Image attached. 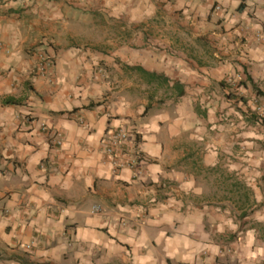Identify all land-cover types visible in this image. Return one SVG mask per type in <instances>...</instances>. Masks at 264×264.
Returning <instances> with one entry per match:
<instances>
[{
    "label": "crops",
    "instance_id": "0c3cea01",
    "mask_svg": "<svg viewBox=\"0 0 264 264\" xmlns=\"http://www.w3.org/2000/svg\"><path fill=\"white\" fill-rule=\"evenodd\" d=\"M74 1H0V264H264V0H77L141 22L108 54Z\"/></svg>",
    "mask_w": 264,
    "mask_h": 264
},
{
    "label": "rangeland",
    "instance_id": "374dc122",
    "mask_svg": "<svg viewBox=\"0 0 264 264\" xmlns=\"http://www.w3.org/2000/svg\"><path fill=\"white\" fill-rule=\"evenodd\" d=\"M0 1L3 2L5 0H0ZM74 2H75V5L73 6H76V8L75 7L70 8V12H69L67 19H69V24L71 27L70 32H71V35L73 34L75 36V38L73 37L75 41L77 40L78 42H82V41L90 42L92 43V45H95V47H92V48L97 49L101 47V50L108 54L110 46H108L106 41L109 40V37L111 36V34L117 33L120 37L126 36L127 33L133 34L134 39L136 38L135 34L139 35L138 33L139 29L136 25L140 24L141 22L136 21V20L134 22L129 21V19L128 20L126 19L125 15H123L120 18L111 17L108 12L111 6L110 3L104 4L102 3V1L94 3V1H92L91 5L90 4L85 5L86 12L89 13L88 15H85L84 13H82L83 11H85L83 9L84 5L81 4V2L77 0H75ZM125 2L126 0L121 1L122 4H125ZM71 3H73V0H71ZM142 4H143V0H134L135 8H140ZM96 7H99L102 10L99 11L96 9ZM87 8L92 9V10H87ZM156 23H158V21L155 18L153 19L151 18L147 20V22H145L144 24L153 25ZM129 24L131 26H129ZM133 25H135V27H133ZM115 27L117 29L116 32L113 31ZM148 30L147 32L150 33L151 29L149 31ZM235 97H236L235 100H237V95ZM238 97L241 100V97L239 95ZM250 99H251L250 100L251 104L253 103L254 105V100L252 99V97H250ZM245 163L246 161L241 160V167L242 165L244 166ZM241 182H245L243 180V177H241ZM241 185L243 186V184ZM227 250H228L227 251L228 256L230 254H233L232 247H229V249Z\"/></svg>",
    "mask_w": 264,
    "mask_h": 264
},
{
    "label": "built area",
    "instance_id": "2783aa9c",
    "mask_svg": "<svg viewBox=\"0 0 264 264\" xmlns=\"http://www.w3.org/2000/svg\"><path fill=\"white\" fill-rule=\"evenodd\" d=\"M53 67L52 57L45 54H39V63L37 69L39 74L46 75L51 68ZM259 112V111H258ZM260 115L264 116V112H259ZM104 140L105 144V153L110 160L112 161L115 168H121L124 166L134 167L138 155L132 147L129 145L130 133L127 129L120 127L115 130H111L107 133ZM57 142H61L60 139H57ZM95 210L99 211V208Z\"/></svg>",
    "mask_w": 264,
    "mask_h": 264
},
{
    "label": "trees",
    "instance_id": "16d2710c",
    "mask_svg": "<svg viewBox=\"0 0 264 264\" xmlns=\"http://www.w3.org/2000/svg\"><path fill=\"white\" fill-rule=\"evenodd\" d=\"M133 68H135V69H138L139 71H142V72H144V73H147V71H145L144 69H142L141 67H139V66H137V67H133ZM146 75H150V77H152L153 79H157L158 78V76L159 75H157V74H155V73H147ZM165 78L162 80V82L164 83L165 81H167V79L165 80ZM177 86H178V84H177ZM181 87V86H180ZM253 88L256 90V92H257V94L258 95H263L264 96V93L261 91V90H259L258 88H256L255 86H253ZM183 92H184V90L183 89H181L180 90V92H179V94H183ZM243 112V114L244 115H246V112H244V111H242ZM251 111H249V120H251V121H257V122H262V123H264V116H262V115H260L259 114V112H258V110H254V111H252L251 113H250ZM241 188H243V186L241 185ZM245 198L247 199L246 201H248V196L247 195H245ZM241 210H243V212L240 214V217L242 216V217H245V216H247L248 215V212L246 211L247 209H241Z\"/></svg>",
    "mask_w": 264,
    "mask_h": 264
}]
</instances>
